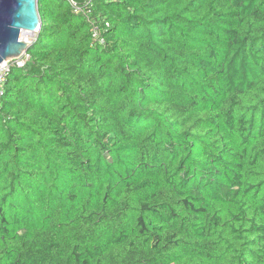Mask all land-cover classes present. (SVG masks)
Wrapping results in <instances>:
<instances>
[{
	"label": "trees",
	"instance_id": "obj_1",
	"mask_svg": "<svg viewBox=\"0 0 264 264\" xmlns=\"http://www.w3.org/2000/svg\"><path fill=\"white\" fill-rule=\"evenodd\" d=\"M38 4L0 264H264V0Z\"/></svg>",
	"mask_w": 264,
	"mask_h": 264
},
{
	"label": "water",
	"instance_id": "obj_2",
	"mask_svg": "<svg viewBox=\"0 0 264 264\" xmlns=\"http://www.w3.org/2000/svg\"><path fill=\"white\" fill-rule=\"evenodd\" d=\"M42 27L38 0H0V65L27 53Z\"/></svg>",
	"mask_w": 264,
	"mask_h": 264
},
{
	"label": "built area",
	"instance_id": "obj_3",
	"mask_svg": "<svg viewBox=\"0 0 264 264\" xmlns=\"http://www.w3.org/2000/svg\"><path fill=\"white\" fill-rule=\"evenodd\" d=\"M72 3L75 5L76 9H80V4H77L73 0H71ZM94 0H88V2L85 1V4L90 5ZM112 1V0H110ZM29 58V54L25 53L19 58H16L14 60L4 62L3 64L0 65V98H2L5 94V84H6V77L7 73L11 69L13 65H16L18 67H22L26 64L27 60Z\"/></svg>",
	"mask_w": 264,
	"mask_h": 264
},
{
	"label": "rangeland",
	"instance_id": "obj_4",
	"mask_svg": "<svg viewBox=\"0 0 264 264\" xmlns=\"http://www.w3.org/2000/svg\"><path fill=\"white\" fill-rule=\"evenodd\" d=\"M32 43H34V39H33Z\"/></svg>",
	"mask_w": 264,
	"mask_h": 264
}]
</instances>
